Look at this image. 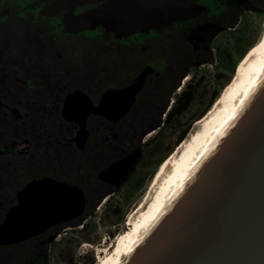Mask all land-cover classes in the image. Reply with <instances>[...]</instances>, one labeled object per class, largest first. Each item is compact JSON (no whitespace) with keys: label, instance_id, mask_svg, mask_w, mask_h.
Instances as JSON below:
<instances>
[{"label":"flooded vegetation","instance_id":"obj_1","mask_svg":"<svg viewBox=\"0 0 264 264\" xmlns=\"http://www.w3.org/2000/svg\"><path fill=\"white\" fill-rule=\"evenodd\" d=\"M54 2L55 0H0V31H3L7 25L18 29L22 22L31 27L28 30L36 31V23H38L44 26V32L50 37L81 36L90 40L110 38L125 44L116 47L124 53H136L129 56L135 62L126 61L121 64L131 68L126 72L127 76L109 78L110 82L122 86L109 87L92 96L82 91H75L67 94L64 101L68 95L79 92L87 96L92 105L97 107L106 91L123 90L135 83L142 72L147 71V75L134 96L130 108L120 119L111 121L91 113L86 119L85 136L80 142L77 140L79 125L62 117L63 101L61 117L72 124L70 126L72 135L70 138L66 136L69 140L63 151L61 176L64 181H59L49 175L36 174L37 166H41L42 162L37 159L35 130L32 129L29 138L22 141L18 123L20 109L11 108L10 105L0 100V122L5 114L8 116L13 114L15 123L12 126L14 129L11 127L7 135L4 122L0 124V192L17 193L31 180L42 178L67 183L77 187L81 192H112L107 196L119 192L125 183L121 182L128 168L134 165L140 156L142 159L144 145H147V159L145 160L152 157L148 144L155 139V136L151 140H147L146 137L160 129L162 123L149 133L145 132L156 123L159 114L166 117L171 105L175 103L174 95L181 90L180 85L186 81L189 71L205 65L213 67L218 64V57H222L224 51L227 52L229 49L226 36L235 31L243 22L245 14L264 15V0H174L176 14L165 11L154 27L137 29L128 33L124 31L125 24L118 27L116 23H108L97 16L108 4V0L74 1L64 9L50 13L49 10ZM144 2L141 0V3ZM85 15H88V19L76 24L73 20H69V18ZM128 40L137 41L140 44H130L127 43ZM239 64L240 62L236 69ZM185 70L186 73L181 78V73ZM199 81L200 77L196 82ZM214 82H217L216 78ZM133 116H145L148 119L143 122V125L137 126L136 123L133 124L135 119H130ZM22 151L26 155L28 153V161L26 157L22 159ZM134 153L137 154L136 158L121 175H118L119 177L113 174L107 176L104 181L100 180L101 172ZM145 160L142 159L139 163L140 173L147 166ZM24 169L27 172L24 175H28L30 180L21 189L14 191V188L19 186V175ZM10 175L13 177V183L10 181L12 180ZM146 178L148 176L143 181ZM137 180H132L133 182L126 191L131 187L141 186ZM138 189L139 187L137 191ZM116 213L115 209L112 215ZM82 214L68 222L52 226L53 230L49 232L48 237L51 238L55 231L58 233L51 240L50 245L62 235H67L66 231L76 230L80 226L84 228L82 223L88 217L83 219L80 225H74ZM64 248L65 246L62 247Z\"/></svg>","mask_w":264,"mask_h":264},{"label":"water","instance_id":"obj_2","mask_svg":"<svg viewBox=\"0 0 264 264\" xmlns=\"http://www.w3.org/2000/svg\"><path fill=\"white\" fill-rule=\"evenodd\" d=\"M74 1L82 0H55L49 12ZM108 1L97 16L118 27L125 24L128 33L154 27L165 11L177 13L174 0ZM87 17L69 20L76 24ZM146 75L147 71L142 72L123 90L106 91L97 107L82 93L68 95L62 117L79 125L77 140L83 141L91 113L111 121L120 119ZM239 132L220 162L132 264H264V99ZM136 156L134 153L107 168L100 173V180L121 175ZM16 201L0 223V246L38 236L78 217L85 208L83 192L51 178L31 180L16 193Z\"/></svg>","mask_w":264,"mask_h":264},{"label":"trees","instance_id":"obj_3","mask_svg":"<svg viewBox=\"0 0 264 264\" xmlns=\"http://www.w3.org/2000/svg\"><path fill=\"white\" fill-rule=\"evenodd\" d=\"M43 27L36 23V31H30L28 29L31 27L22 22L18 29L7 25L0 31V100L11 108L20 109L18 123L22 141L29 138L32 129L35 130L37 159L42 162L41 166H37L36 174L64 181L61 176L63 151L72 135V124L61 117L65 96L75 91L92 96L106 88L122 86L110 82L109 78L127 76L126 72L131 68L121 64L135 62L129 56L136 53H124L116 47L125 44L110 38L90 40L81 36L50 37ZM127 43L140 44L132 40ZM185 73L186 70L181 73V78ZM130 119H135L133 124L141 126L148 117L133 116ZM100 121L103 122L102 119ZM3 122L7 135V131L15 124L13 114H5L0 124ZM161 123L162 116L159 114L156 123L145 133L159 127ZM21 155L22 159L26 157L29 160L28 153L26 155L22 151ZM25 173V169L20 172L19 186L14 191L30 180ZM10 181L13 183V177ZM110 193L83 192L85 210L74 225H80L83 219L91 216ZM15 194L0 192V223L7 210L16 203ZM52 230L50 228L18 244L0 246V264H46L49 245L58 233L55 231L51 238L48 237Z\"/></svg>","mask_w":264,"mask_h":264},{"label":"rangeland","instance_id":"obj_4","mask_svg":"<svg viewBox=\"0 0 264 264\" xmlns=\"http://www.w3.org/2000/svg\"><path fill=\"white\" fill-rule=\"evenodd\" d=\"M243 18L245 19L236 30L226 36L229 49L227 52L224 51L222 57H218V64L213 67L205 65L189 71L190 79L187 77L184 84L181 83V90L174 95L175 103L171 105L166 117H162L160 129L146 137L147 140H151L155 136V139L148 144L152 156L148 160H145L147 145L143 146L142 159L147 165L145 169L140 173L139 163L142 162L140 156L123 176L121 183H125L119 192L101 201L92 216L82 223L84 228L80 226L76 230L66 231L67 235H62L57 241L52 242L46 264H99L110 252L118 238L127 230L129 214L144 198L170 157L164 159L175 150L180 139L187 137L193 122L214 107L225 87L232 82L237 64L256 50L264 31V15L245 14ZM199 77L200 81L196 82ZM215 78L217 82H214ZM163 160L161 166H157ZM147 176L148 178L143 181ZM132 180H137L141 186L131 187L126 191ZM115 209L117 213L113 216L112 212Z\"/></svg>","mask_w":264,"mask_h":264},{"label":"bare ground","instance_id":"obj_5","mask_svg":"<svg viewBox=\"0 0 264 264\" xmlns=\"http://www.w3.org/2000/svg\"><path fill=\"white\" fill-rule=\"evenodd\" d=\"M236 70L214 107L193 122L187 137L164 159L170 157L129 214L127 230L99 264H132L238 137L264 99V31L256 50Z\"/></svg>","mask_w":264,"mask_h":264}]
</instances>
